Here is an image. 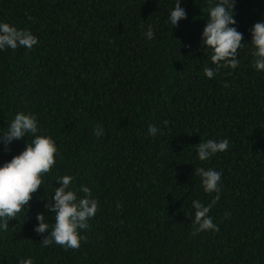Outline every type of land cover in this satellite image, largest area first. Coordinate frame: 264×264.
Here are the masks:
<instances>
[{"label": "trees", "instance_id": "obj_1", "mask_svg": "<svg viewBox=\"0 0 264 264\" xmlns=\"http://www.w3.org/2000/svg\"><path fill=\"white\" fill-rule=\"evenodd\" d=\"M175 2L0 0V21L38 38L31 49L0 51V128L17 112L34 113L60 153L25 217L0 233V264L27 257L34 264H264V72L251 66L245 46L236 68L206 78L211 64L200 35L208 0H181L186 18L171 30L166 17ZM234 13L249 44L264 0H235ZM149 26L152 41L143 35ZM94 125L102 136L92 135ZM152 125L160 131L148 136ZM223 138L225 152L196 159L200 140ZM24 143L13 141L7 152L0 146V164ZM200 167L221 172L220 199L209 212L215 233L192 223V200L215 196L203 191ZM64 174L74 190L89 186L99 204L74 250L43 247L46 233L33 231L58 186L54 177Z\"/></svg>", "mask_w": 264, "mask_h": 264}, {"label": "clouds", "instance_id": "obj_2", "mask_svg": "<svg viewBox=\"0 0 264 264\" xmlns=\"http://www.w3.org/2000/svg\"><path fill=\"white\" fill-rule=\"evenodd\" d=\"M181 0H176L166 17L167 25L172 29L178 21L186 18L185 10L180 7ZM235 0H208V18L204 23L200 45L209 50L211 66L203 67V75L213 78L221 68L234 69L239 64L238 50L248 46L251 49V66L257 72H264V18L256 22L250 31L249 44L242 43V33L235 27ZM148 41L154 39L155 33L149 26L143 33ZM38 38L27 28H18L7 22L0 21V51L15 50L18 47L31 49ZM165 124L167 121L164 122ZM160 130L152 125L147 128L148 136H155ZM104 134L101 125H94L93 136ZM30 137V141L26 140ZM24 140V148L19 154L0 164V233L9 231V221L16 219L20 213H25L32 199V194L44 188L43 180L50 173L60 157L55 140L44 134L34 113L17 112L6 127L0 128V146L7 152L13 141ZM196 159L207 161L223 153L229 148V140L206 139L195 145ZM200 177V183L205 193H215L212 201L203 204L198 199L192 200L194 219L192 223L196 231L219 230L209 215L211 207L220 199L221 172L213 168L195 169ZM73 177L68 174L54 177V191L49 199H44L43 211H38L35 219L38 222L33 231L43 235L40 244L43 247L59 245L65 250L77 249L83 236L80 230L89 227L88 221L97 213L98 200L92 196L89 186L83 184L79 189L72 187ZM83 193L82 196H78ZM117 209L120 205L117 203ZM48 213H52L49 222ZM227 216V213H225ZM19 264H34L31 257L21 258Z\"/></svg>", "mask_w": 264, "mask_h": 264}]
</instances>
